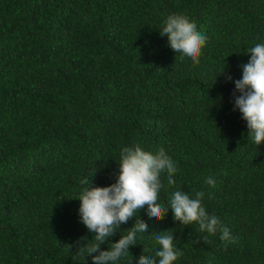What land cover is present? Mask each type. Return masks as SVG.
I'll return each instance as SVG.
<instances>
[{
	"label": "trees",
	"instance_id": "16d2710c",
	"mask_svg": "<svg viewBox=\"0 0 264 264\" xmlns=\"http://www.w3.org/2000/svg\"><path fill=\"white\" fill-rule=\"evenodd\" d=\"M170 14L207 36L198 63L160 35ZM256 43L264 0H0V264H92L78 249L95 235L80 220V181L114 183L120 151L137 144L177 163L174 186L161 177L163 205L203 191L236 242L205 243L170 208L159 221L141 210L149 232L119 264L153 255L170 229L183 252L173 264H264V142L233 111Z\"/></svg>",
	"mask_w": 264,
	"mask_h": 264
},
{
	"label": "clouds",
	"instance_id": "9594fccd",
	"mask_svg": "<svg viewBox=\"0 0 264 264\" xmlns=\"http://www.w3.org/2000/svg\"><path fill=\"white\" fill-rule=\"evenodd\" d=\"M160 35L167 36L171 49L180 54L182 60L188 58L195 63L199 62L208 39L184 14L168 15L162 21ZM247 53L250 60L241 65L242 78L234 82L240 95L233 94V111L239 110L247 123L248 136L258 146L264 142V43H256ZM118 164L119 174L109 186H93L88 179L80 181L81 188L76 198L80 201V220L95 235L87 240L94 242H85L78 249L85 258L91 256L92 264H119L122 257L131 256L129 248L137 245L138 236L143 239L142 234L149 232L148 224L137 217L141 210L149 218L159 221L170 208L174 220L181 225L198 224L199 231L206 233L202 237L205 243H210L208 237L217 233H220L221 241L236 242L220 218L206 210L203 191H196L193 195L177 190L169 196L168 206L160 202L159 194L165 189L162 175H166L169 186H174V176L179 171L176 161L164 148L149 151L138 144L123 147ZM207 183L214 186L211 178H207ZM133 217V226L121 231V225ZM118 232L120 239L110 243L108 250H101V245ZM173 233L171 229L157 233L155 240L159 249L153 255H141L137 264H173L183 255L174 243Z\"/></svg>",
	"mask_w": 264,
	"mask_h": 264
}]
</instances>
